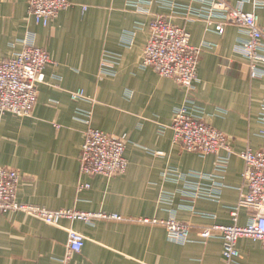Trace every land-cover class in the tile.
<instances>
[{
  "label": "crops",
  "instance_id": "1",
  "mask_svg": "<svg viewBox=\"0 0 264 264\" xmlns=\"http://www.w3.org/2000/svg\"><path fill=\"white\" fill-rule=\"evenodd\" d=\"M68 1L70 6L43 27L28 16L27 0H0V57L18 54L31 33L51 60L31 116H0V167L19 175L16 201L50 211L174 219L193 229L188 241L173 243L161 226L107 220L91 225L61 220L50 226L20 212L0 214V264H61L70 229L83 237V245L69 264H225L221 239L203 242L198 232L233 224L231 213L247 192L238 155L247 148L264 149L258 122L264 77L251 78L248 60L235 52L247 40L245 31L226 23L223 34H217L220 14L213 13L208 26L183 9L202 7L192 0H173V9L136 6L134 0ZM224 1L236 7L240 0ZM257 2L258 8L248 3L243 10H255L264 29V0ZM157 16L185 30L191 46H209L199 57L191 93L141 66L149 25ZM103 61L111 72L106 77L98 75ZM257 65L264 70L263 63ZM78 90L85 99L71 100L70 93ZM188 99L208 125L227 137L231 155L222 171L215 167L214 155L202 157L173 143L174 112ZM77 109L92 112V128L126 141L124 174H79L87 126L75 118ZM196 172L215 177L201 181L202 193L213 199L185 193L197 183L187 174ZM173 174L181 175L179 181ZM79 184L89 187L78 190ZM237 213V224L245 226L249 210ZM237 249L235 264H264V242L240 239Z\"/></svg>",
  "mask_w": 264,
  "mask_h": 264
},
{
  "label": "built area",
  "instance_id": "2",
  "mask_svg": "<svg viewBox=\"0 0 264 264\" xmlns=\"http://www.w3.org/2000/svg\"><path fill=\"white\" fill-rule=\"evenodd\" d=\"M202 4L197 11L183 8L187 15L197 19H205L208 26L213 13L218 12L223 23L214 26L217 34H223L224 24L233 23L243 29L247 40L235 48V52L248 60L250 77H264V70L258 63L264 64L260 52L264 50V29L258 25L259 17L255 10L245 12L243 5L251 3L253 8L259 7L257 0H240L236 7H231L224 0L205 2L192 0ZM136 6L157 4L161 8L173 9V0H134ZM28 16L38 25L46 27L61 10L70 6L68 0H27ZM22 49L12 58L0 57V116L13 114L20 118L31 116L37 100L38 86L44 82V70L51 62L48 53L35 45L34 35L28 33L22 40ZM206 44L193 47L189 34L170 23L163 16L155 17L149 25V38L141 56V66L153 70L163 78L173 80L188 94L193 92L197 82V65L199 57ZM99 76L111 75L110 67L103 61ZM73 101L85 99L80 90L70 93ZM183 103L175 110L171 130L173 143L189 153L202 157L215 156V167L224 170L229 162L231 149L227 137L208 125L198 111ZM91 111L76 110L75 118L84 123L87 128L79 156V174L81 176H103L106 178L122 175L127 169L124 157L126 141L109 136L90 126ZM258 122L261 125L259 136L264 139V100L260 105ZM224 151L225 156L219 153ZM243 161L242 180L247 192L239 199L237 207L231 213L233 224L229 226L211 225L201 228L198 232L203 242L218 237L223 242L222 259L225 264H235L240 257L237 243L240 239H250L254 242H264V149L252 151L247 148L238 155ZM167 175H165L166 177ZM195 178L197 183L191 191L185 193L195 199H213L211 193H202L201 181L214 176H204L199 173H189L186 178ZM171 178L179 181L181 175L173 174ZM19 184L18 173L9 168L0 167V214L20 212L39 219L43 223L56 226L61 220L83 222L91 225L96 220L116 222H136L139 224L161 226L166 230L167 238L173 243L188 241L192 227L174 219L167 221L131 220L116 214H93L76 210L50 211L38 206L21 204L16 201ZM89 186L79 184L78 190ZM188 187V188H189ZM240 208L249 210L248 223L245 226L237 224V212ZM83 237L74 230H68L66 251L61 264H69L75 254L81 252Z\"/></svg>",
  "mask_w": 264,
  "mask_h": 264
}]
</instances>
